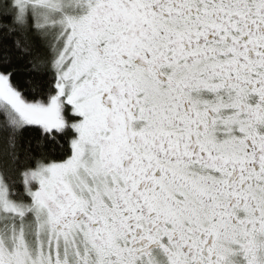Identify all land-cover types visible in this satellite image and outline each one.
I'll return each mask as SVG.
<instances>
[{
    "label": "snow or ice",
    "instance_id": "6c2138e0",
    "mask_svg": "<svg viewBox=\"0 0 264 264\" xmlns=\"http://www.w3.org/2000/svg\"><path fill=\"white\" fill-rule=\"evenodd\" d=\"M0 264H264V0H0Z\"/></svg>",
    "mask_w": 264,
    "mask_h": 264
}]
</instances>
